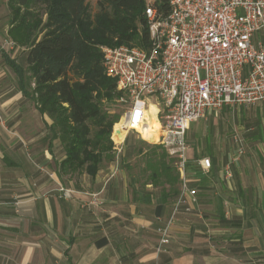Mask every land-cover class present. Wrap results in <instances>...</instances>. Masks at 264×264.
Returning <instances> with one entry per match:
<instances>
[{
	"label": "crops",
	"instance_id": "0c3cea01",
	"mask_svg": "<svg viewBox=\"0 0 264 264\" xmlns=\"http://www.w3.org/2000/svg\"><path fill=\"white\" fill-rule=\"evenodd\" d=\"M252 40L264 42V29ZM2 56L3 64L4 56L15 60ZM15 83L0 84V264H264V100L202 118L185 171L198 201L190 214L179 213L158 251V220L173 199L165 203L160 187L138 181L118 161L126 154L130 165L134 146L123 144L116 161L93 177L60 175L65 155L49 130L52 120L23 94L17 76ZM201 157L210 158L207 173ZM226 165L230 179L222 176Z\"/></svg>",
	"mask_w": 264,
	"mask_h": 264
},
{
	"label": "built area",
	"instance_id": "2783aa9c",
	"mask_svg": "<svg viewBox=\"0 0 264 264\" xmlns=\"http://www.w3.org/2000/svg\"><path fill=\"white\" fill-rule=\"evenodd\" d=\"M154 1L146 0L144 9L147 48L103 45L101 51L105 75L114 78L129 99L121 115L123 138L111 134L117 155L129 132L141 135L136 126L145 120L148 96H153L159 124L156 142L176 158L179 191L168 216L158 220L159 251L170 242L179 213L190 214L198 201L185 175L191 123L227 105L247 107L264 100V42L252 40L264 29V0H168L166 13ZM235 141L239 155L243 147L238 137ZM197 164L202 173L211 168L209 157L199 158ZM222 176L232 177L229 165ZM60 190L71 196L70 189Z\"/></svg>",
	"mask_w": 264,
	"mask_h": 264
},
{
	"label": "trees",
	"instance_id": "16d2710c",
	"mask_svg": "<svg viewBox=\"0 0 264 264\" xmlns=\"http://www.w3.org/2000/svg\"><path fill=\"white\" fill-rule=\"evenodd\" d=\"M164 13L168 0H155ZM6 37L23 47L24 63L4 56L25 96L37 110L51 118L49 130L64 149L58 173L71 180L82 174L95 176L118 155L111 129L120 115L111 113L122 91L114 78L105 75L101 46L148 47L144 14L146 0H6ZM140 173L136 161L125 168L138 181L161 188L165 203L175 198L180 177L170 156L159 143L142 149Z\"/></svg>",
	"mask_w": 264,
	"mask_h": 264
},
{
	"label": "rangeland",
	"instance_id": "374dc122",
	"mask_svg": "<svg viewBox=\"0 0 264 264\" xmlns=\"http://www.w3.org/2000/svg\"><path fill=\"white\" fill-rule=\"evenodd\" d=\"M87 2L90 6V9L94 10L96 0H87ZM8 11L9 10L7 8V5H6V0H0V84L3 85V87L10 88L11 85H13V84L16 85V83H15L16 76L14 75L13 70L10 68V66L7 63L3 64V60H2L3 51L6 52L7 54L9 53L10 55H12L14 57V59L20 65L24 66L25 63H24V50H22L24 48L19 47V46H15L18 48V50L14 51L13 48H10V45L8 43L11 40L5 36V28H6V24H7ZM3 70H4V73L1 74L3 72ZM13 78H15V79H13ZM1 80H2V82H1ZM12 92H14V90ZM12 92H10L6 95H3V99H5V97L8 98L9 96H11ZM128 101H129L128 96L125 93H122L120 98L115 103L108 106L111 113H118L120 115L118 121L115 122V123H117L116 124L117 127H118V124L121 120V115H122L123 111L128 107ZM148 101H149L150 106H154L156 99L153 96H148ZM156 111H157L156 105H155V108L152 107L149 109V112L154 113L155 115H156ZM204 122L207 123L208 119L205 120ZM114 124H113V126H114ZM201 125H203V119H199L196 122H193L191 124L190 128L186 132V140H187V143L191 147H193L194 143L197 142V138H196V136H194L193 131L198 132ZM113 126L111 129V134L113 133ZM202 130H204V129H202ZM142 137L143 136H141L140 134H138L136 132H132V131L129 132L125 138L124 143H123L124 147H126L127 149L130 150L133 146L138 145L144 150V149L148 148L150 144H157L158 143V142H155L157 139V133L152 135V136H147L146 138H144V137L142 138ZM205 145H206V142L204 140H202L200 143V146L205 147ZM120 160H123L125 162V163L123 162V164H125L124 167H126L128 165V163L126 161L127 160L126 154L125 155L123 154V156H119L118 161H120ZM134 161H136L137 164L135 165V167L132 168L131 171L138 174V173H140L139 172V169L141 167L140 162H143V159L141 156L134 155L133 159L131 160V163Z\"/></svg>",
	"mask_w": 264,
	"mask_h": 264
},
{
	"label": "bare ground",
	"instance_id": "6f19581e",
	"mask_svg": "<svg viewBox=\"0 0 264 264\" xmlns=\"http://www.w3.org/2000/svg\"><path fill=\"white\" fill-rule=\"evenodd\" d=\"M152 107L155 108V105L150 106V104H148V108L146 109L144 115L145 120L142 123L138 124L136 127L137 130L141 133V136H143L144 138H146L147 136H152L157 133V139H156L157 141L159 135V124L156 119V115L154 113L149 112V109ZM122 123H123L122 120H120L118 127L116 126L117 123L114 124L113 134H112L114 139L120 140L123 138L124 131L122 130Z\"/></svg>",
	"mask_w": 264,
	"mask_h": 264
}]
</instances>
